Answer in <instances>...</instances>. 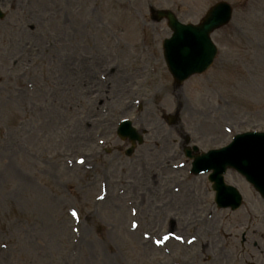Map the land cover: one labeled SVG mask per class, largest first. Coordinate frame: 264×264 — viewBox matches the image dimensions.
I'll list each match as a JSON object with an SVG mask.
<instances>
[{
    "label": "rangeland",
    "instance_id": "1",
    "mask_svg": "<svg viewBox=\"0 0 264 264\" xmlns=\"http://www.w3.org/2000/svg\"><path fill=\"white\" fill-rule=\"evenodd\" d=\"M220 1L234 13L212 34L213 67L173 88L170 31L149 7L196 24ZM0 12V264H173L183 251L264 264L262 200L228 172L243 205L216 210L180 150L185 135L206 151L264 130V0H0ZM124 118L146 131L129 157Z\"/></svg>",
    "mask_w": 264,
    "mask_h": 264
},
{
    "label": "water",
    "instance_id": "2",
    "mask_svg": "<svg viewBox=\"0 0 264 264\" xmlns=\"http://www.w3.org/2000/svg\"><path fill=\"white\" fill-rule=\"evenodd\" d=\"M156 15V19L159 20L162 17H165L168 20V25L170 26V28L174 31L175 35L178 32V28L180 27L176 22H174L172 16L167 13V12H155ZM222 22H219V24ZM193 29H189L186 31V33H191L190 31H192ZM197 30V34L196 37H198L202 42L206 41L208 42V34L211 31L210 28L208 27V25H202L199 28L196 29ZM178 36V35H177ZM205 48V46H204ZM178 81H180L182 78L178 77L177 78ZM248 140H245L244 142H247ZM245 155L249 156V159L251 160V162H247L245 160V162H240L242 159L236 160L233 159L232 162H236L238 163V168L239 170H241L242 172H244L245 174H248L251 177H260L264 179V156L263 155H258L253 151L248 150ZM260 164V166H256L257 164ZM253 184L255 185V187L260 190L261 186L255 182H253Z\"/></svg>",
    "mask_w": 264,
    "mask_h": 264
},
{
    "label": "snow or ice",
    "instance_id": "3",
    "mask_svg": "<svg viewBox=\"0 0 264 264\" xmlns=\"http://www.w3.org/2000/svg\"><path fill=\"white\" fill-rule=\"evenodd\" d=\"M75 215H76V213L74 212V213H73V216H75ZM133 227H136V225H133Z\"/></svg>",
    "mask_w": 264,
    "mask_h": 264
}]
</instances>
